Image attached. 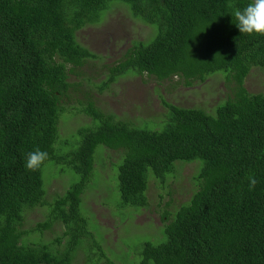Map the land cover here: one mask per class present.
<instances>
[{
	"label": "trees",
	"instance_id": "obj_1",
	"mask_svg": "<svg viewBox=\"0 0 264 264\" xmlns=\"http://www.w3.org/2000/svg\"><path fill=\"white\" fill-rule=\"evenodd\" d=\"M116 2L155 33L132 42L116 62L94 63L102 82L96 90L128 72L161 82L177 78L186 86L221 72L232 93L214 114L166 101L159 128L138 127L100 109L92 97L82 108L87 121L62 135V98L79 88L69 74L100 58L78 32L100 23ZM248 2L0 0V264H74L85 240L90 244L81 264H115L81 209L100 144L125 151L118 187L130 206L148 205L149 169L166 184L167 174L177 178L184 162L200 165L173 217L164 212V239L145 242L138 264H264V91L245 86L252 68L264 70V35L240 33L230 14ZM37 148L48 158L29 170L27 153ZM48 162L80 176L52 201L43 176ZM39 206L46 207V218L26 228V209ZM57 222L65 228L55 238L59 248L26 239Z\"/></svg>",
	"mask_w": 264,
	"mask_h": 264
},
{
	"label": "rangeland",
	"instance_id": "obj_2",
	"mask_svg": "<svg viewBox=\"0 0 264 264\" xmlns=\"http://www.w3.org/2000/svg\"><path fill=\"white\" fill-rule=\"evenodd\" d=\"M154 33L155 28L151 24L134 17L122 2L114 3L102 13L100 23H89L79 30V41L96 51L100 58L69 74L70 81L78 82L79 88L75 92L68 91L62 98L65 106L60 122L63 136L87 121L81 110L92 97H95L100 109L113 112L118 119L130 121L138 127L159 128L168 112L166 101L181 107H201L214 114L217 105L232 93L221 72L191 86L177 82V78L161 82L147 73L128 72L104 91L96 90L102 82L97 76L100 67L94 63L116 62L132 42L148 41ZM245 86L250 92L264 91V70L252 68ZM124 153L123 149L109 148L104 144L97 147L92 181L83 194L81 209L102 250L115 264H138L142 260L145 242L158 244L164 239L163 228L167 220L164 212L168 210L169 219L173 217L180 206L179 201L188 197L192 178L198 174L200 165L198 161L184 162L177 169V178L169 179L167 174L166 184L156 179L149 169L148 205L130 206L123 202L118 187L119 167ZM180 162L177 161L176 165L179 166ZM43 176L48 201L65 193L80 178L71 169L61 172L60 167L52 162L45 165ZM169 201L172 203L167 205ZM46 216V207L26 209L25 227L43 221ZM64 229L63 224L57 222L52 229L43 233L27 234L26 239L59 248L60 244L55 242V238L62 235ZM85 242L90 244L87 240ZM87 244L77 252L74 264H81L85 260ZM91 252L101 253L97 248ZM100 264H105V259Z\"/></svg>",
	"mask_w": 264,
	"mask_h": 264
},
{
	"label": "clouds",
	"instance_id": "obj_3",
	"mask_svg": "<svg viewBox=\"0 0 264 264\" xmlns=\"http://www.w3.org/2000/svg\"><path fill=\"white\" fill-rule=\"evenodd\" d=\"M230 14L240 33L264 35V0H249L246 7L235 9L230 12ZM23 27H27V25L24 24ZM44 89L45 87L34 88L33 92H43ZM47 98L49 99L50 97ZM25 103H27L26 100ZM32 110H35V108ZM47 158L48 152L37 148L36 150L27 153L25 166L29 170H37ZM250 242L252 243V238H250Z\"/></svg>",
	"mask_w": 264,
	"mask_h": 264
}]
</instances>
